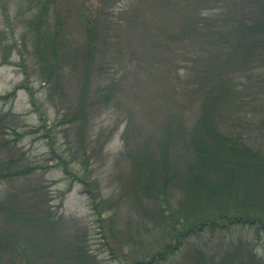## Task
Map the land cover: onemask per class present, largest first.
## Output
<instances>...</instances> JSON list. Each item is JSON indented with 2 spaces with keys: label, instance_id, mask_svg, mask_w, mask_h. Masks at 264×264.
I'll return each instance as SVG.
<instances>
[{
  "label": "rangeland",
  "instance_id": "obj_1",
  "mask_svg": "<svg viewBox=\"0 0 264 264\" xmlns=\"http://www.w3.org/2000/svg\"><path fill=\"white\" fill-rule=\"evenodd\" d=\"M198 2L0 0V95L14 91L8 99L0 98V112L14 121L16 129L7 128L10 147L0 152V159L14 158L15 167H35L30 175L0 179V200L7 207L0 212V264H15V255H21L23 264H27L23 255L30 264H126L122 262L125 254L156 235L157 207L149 193H156L155 180L162 176L163 159L185 174L189 137L198 130L196 134L212 139L210 135L226 125L220 114L224 111L221 95L214 103V115L200 122L206 126L198 124L191 130L194 123L191 126L187 121L183 134L165 131L167 117L157 112L169 102L166 97L158 99L163 87L168 96L181 100L185 91H194L199 85L196 77L202 66L196 56L200 54L203 60L211 56L214 61L218 53L216 47L211 55L193 52L192 46L208 47L205 37L187 33L189 39L198 36L188 48L189 42L179 38L192 19L191 7ZM92 6L94 23L86 12ZM40 15L48 16L52 27L46 37L57 39V46L46 47V57L52 48L62 56V71L47 83L33 54L35 30L31 32L28 26L29 20ZM59 20L62 28L54 25ZM89 24L98 31L95 37L100 51L91 70L97 75L87 71L89 77L85 78ZM151 24L162 34L166 29L163 41L152 36ZM172 48L176 51L170 52ZM102 52L113 57L110 71L116 73L113 77L105 72L101 75L105 80L99 76L106 66ZM108 69L109 64L104 70ZM166 77L180 79L174 80L176 89L166 83ZM113 78L119 82L116 88L111 84ZM95 86L98 95L101 93L98 100L91 95ZM157 104L158 110L147 108ZM77 109L81 118L70 124L61 122ZM261 116L242 120L239 131H245L248 141L263 149ZM58 154L65 157L69 171L56 166ZM87 186L97 187L100 198L96 203L104 201L102 220L91 208V198L84 190ZM42 195L45 204L38 198ZM38 204L50 206L57 218L49 223L41 219ZM199 259L202 264H264V233L257 239L255 230L236 226L215 236L208 232L194 235L165 263L197 264Z\"/></svg>",
  "mask_w": 264,
  "mask_h": 264
},
{
  "label": "trees",
  "instance_id": "obj_2",
  "mask_svg": "<svg viewBox=\"0 0 264 264\" xmlns=\"http://www.w3.org/2000/svg\"><path fill=\"white\" fill-rule=\"evenodd\" d=\"M199 1L191 7L192 19L187 20L188 26L183 29L179 38L182 42H189L190 46H186L188 48L194 44L198 36L189 39L186 37L187 33L205 37L208 47L203 50L192 46L193 52L204 51L211 55L210 50L216 47L218 53L214 52L216 53L214 61L211 56L206 60H203L200 54L196 56L197 63L202 66L196 77L200 81L199 85L194 91H185L182 94L184 96L181 95V100L168 96L166 87H163L158 99L166 97L169 102L163 104L157 112H161L165 119L167 117L165 131L168 130L171 134H183L186 128L184 123L187 121L191 126L194 123L191 130H194L198 124L206 126V122H200L203 118L206 120L211 114L214 115L216 111L214 103L221 95L219 102L224 111L221 110L220 114L223 116L222 123L226 125L223 130L218 129L219 132L214 131L215 134L210 135L213 136L212 139H205L201 133L196 134L198 130L189 137L190 147L186 156L185 174L176 170L171 161L163 159L162 176H157L155 180V184H158L156 193H149V197L155 198L157 211L154 219L159 230L152 238H148L145 243L131 250L130 254L128 252L124 255L125 259L122 262L126 264H166L165 262L172 255L183 249L190 237L204 232L215 236L218 232L231 231L237 226L255 230L257 239L264 233V148L260 149L257 144L249 142L246 132L239 131L240 122L250 116L256 118L263 115L260 128L264 126V78L261 76L264 74V0ZM202 2L204 4L200 6ZM1 5L4 6L2 3ZM97 5L102 6L100 3ZM92 8L93 6L86 12L94 23L97 19ZM44 21L46 29L42 31L41 26ZM99 22H102L101 18ZM58 24L59 27H63L60 20L54 25L58 27ZM28 26L31 32L35 30L32 35L33 54L37 57L43 82L47 83L56 79L63 69L60 63L62 56L56 50L52 48L48 54L49 58L46 57V47L57 46V39L50 38V35L46 37L50 29L52 30L48 16L40 15L36 19L33 18L29 20ZM150 29L156 40L160 42L164 40L166 29H163V34L154 24H151ZM97 32L96 27L90 24L87 33L85 32V44L88 46L84 56L86 57L85 78L89 77L87 71H90L91 76L97 75L95 70L91 72L92 66L97 63L96 59L100 51L98 37H95ZM61 43L65 44L63 41ZM175 51L174 48L170 49V52ZM101 54L103 56L101 60L106 63L105 68L109 64V69L107 71L104 70L105 68L102 69L104 72H100L99 76L105 80L106 78L101 75L110 72L114 77L116 73L110 71V68H114L113 57L110 58L105 52ZM116 79L113 78L114 82L111 83L115 88L117 83L119 84ZM165 79L173 89H176L174 80L180 81L171 77ZM97 90L95 86L91 93L94 100L101 98V93L98 95ZM13 93L14 91L0 95V98L8 99ZM86 93L88 90L84 84L83 97L87 100L89 93L88 96ZM198 100H201V103H196ZM197 104H200L198 108ZM158 106L159 104L151 105L147 108L153 107L158 110ZM6 117L0 112L1 154L5 148L10 147V142L6 138L7 128L15 129L14 121ZM81 117V112L77 109L70 119L65 118L61 122L70 124ZM226 129L230 132L225 133ZM52 136L53 134L50 133L49 137ZM1 157L3 160L0 159V179L12 174L30 175L35 169L29 164L15 167L14 158ZM64 158L63 155L58 154L56 166L61 165L65 171H69ZM84 190L91 198V208L102 220L104 210L100 207L104 201L95 202L100 196L95 193L97 187L87 186ZM43 197L42 195L38 198H41L45 204L46 200ZM37 207L42 213L41 219L45 218L48 223L57 218L50 206L38 204ZM6 208L5 202L0 200V212ZM10 213L13 212L9 209ZM20 256L15 255L13 259L15 264H23ZM250 256L254 258L253 254ZM23 257L26 258L27 264H30L28 256L23 255ZM201 261L199 259L197 264Z\"/></svg>",
  "mask_w": 264,
  "mask_h": 264
}]
</instances>
